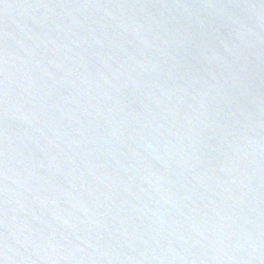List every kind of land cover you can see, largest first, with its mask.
<instances>
[{
  "label": "water",
  "instance_id": "obj_1",
  "mask_svg": "<svg viewBox=\"0 0 264 264\" xmlns=\"http://www.w3.org/2000/svg\"><path fill=\"white\" fill-rule=\"evenodd\" d=\"M0 264H264V0H0Z\"/></svg>",
  "mask_w": 264,
  "mask_h": 264
}]
</instances>
